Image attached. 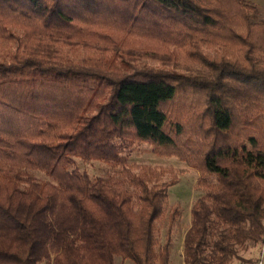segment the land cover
Listing matches in <instances>:
<instances>
[{
	"label": "trees",
	"instance_id": "trees-1",
	"mask_svg": "<svg viewBox=\"0 0 264 264\" xmlns=\"http://www.w3.org/2000/svg\"><path fill=\"white\" fill-rule=\"evenodd\" d=\"M236 43L245 47L237 55ZM200 45L229 56L191 52L203 75L143 64L116 77L89 66L126 64L133 48ZM0 53V264H170L181 206L167 198L180 179L171 168L127 166L137 142L199 173L184 264H232L264 245V18L255 5L0 0ZM185 93L202 98L188 104ZM76 159L120 173L91 177Z\"/></svg>",
	"mask_w": 264,
	"mask_h": 264
},
{
	"label": "rangeland",
	"instance_id": "rangeland-1",
	"mask_svg": "<svg viewBox=\"0 0 264 264\" xmlns=\"http://www.w3.org/2000/svg\"><path fill=\"white\" fill-rule=\"evenodd\" d=\"M243 1L255 5L260 16L264 18V0ZM221 47H223V45ZM221 47L218 45H200L198 48L186 46L184 49H177L172 52L160 51L157 49L133 48L130 50L129 55L125 57L127 61L126 64L119 60H110L112 61L110 62L109 60L103 61V59H101L98 62L90 63L91 65L89 66H92L96 71L106 72L116 77L139 68L143 64L154 67L172 68L181 73L203 75V73H206L204 66L197 59V56H193L190 53L200 52L208 58L217 61L220 57L229 56V50ZM244 48L245 47L241 46L239 43H236L233 45V52L236 55L240 54ZM79 52L82 53V51ZM80 53H75L78 58L74 55L72 61H78L80 64ZM189 91L190 90H187L186 92ZM182 97H184L185 102L193 105H196L194 101L199 102L202 98L200 94L189 93H185ZM124 156L127 166L131 164H150L160 168H171L179 177V182L169 188L167 198L168 206L176 202L180 203L181 206V216L174 228V247L171 251L170 264H184L182 257V241L191 223L190 209L196 198L203 193L202 190L197 189L195 186L199 176L198 171L189 168L186 164L174 157L153 154L151 146L145 142L135 143L132 149L126 152ZM75 165L78 170L86 172L91 177L118 176L120 173L118 167L100 161L82 162L76 159ZM29 172L36 177L46 179V177L38 171ZM261 185L264 189V184ZM263 247V243L252 245L246 251L240 252L242 257L241 261H233L232 264H259L260 261L264 264ZM115 264L132 263L118 257L115 259Z\"/></svg>",
	"mask_w": 264,
	"mask_h": 264
},
{
	"label": "built area",
	"instance_id": "built-area-1",
	"mask_svg": "<svg viewBox=\"0 0 264 264\" xmlns=\"http://www.w3.org/2000/svg\"><path fill=\"white\" fill-rule=\"evenodd\" d=\"M259 264H261V262H259Z\"/></svg>",
	"mask_w": 264,
	"mask_h": 264
}]
</instances>
